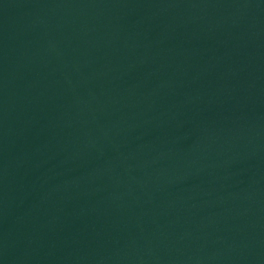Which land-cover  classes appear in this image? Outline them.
Returning <instances> with one entry per match:
<instances>
[{"label": "water", "instance_id": "obj_1", "mask_svg": "<svg viewBox=\"0 0 264 264\" xmlns=\"http://www.w3.org/2000/svg\"><path fill=\"white\" fill-rule=\"evenodd\" d=\"M115 264H264V0H1Z\"/></svg>", "mask_w": 264, "mask_h": 264}]
</instances>
